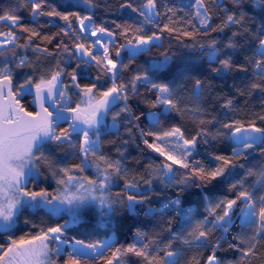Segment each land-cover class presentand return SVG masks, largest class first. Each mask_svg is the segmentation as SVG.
Masks as SVG:
<instances>
[{
	"label": "snow or ice",
	"instance_id": "obj_1",
	"mask_svg": "<svg viewBox=\"0 0 264 264\" xmlns=\"http://www.w3.org/2000/svg\"><path fill=\"white\" fill-rule=\"evenodd\" d=\"M80 3L89 9L99 7L96 0H80ZM211 3L217 10L219 23H215L206 0H194L187 6L164 5L163 15L170 23L159 28L160 34L150 35L145 25L155 26L162 15L158 0H143L139 7L125 0L121 8H130L143 19L133 24H116L118 34L106 26L95 25L91 13L81 15L72 10L76 7L73 4L61 11L48 4V0H18L17 5L0 9V22L8 26L7 32L0 31V234L9 237L6 247L0 245V264H57L54 257L64 252L67 254L64 264H95L98 258L103 264H125L123 257L129 254L141 258L144 264H182V261L184 264H254V258L264 264V243H261L264 241V168L257 172L244 163L254 152L264 156V0H227V3L211 0ZM21 5H30L35 23L40 17H58L64 21L59 26L60 32L71 43L61 40L55 53L36 44V40L51 44L55 37L44 36L36 27L21 23L18 14ZM186 7L193 11L186 12ZM181 12L184 16L179 15ZM177 24L183 27L178 28ZM165 32L170 36L175 34L181 46L189 50V55L170 69L171 78L167 81L158 78V73L169 70L173 59L162 53V61L137 69L129 79H123L129 64L138 55L158 47L156 42ZM21 33L27 34L23 43L19 42ZM117 35L126 43L119 44L113 54ZM103 36L109 40L105 42ZM28 49L35 59L22 54ZM122 49L128 53L129 64L121 59ZM72 59L76 60V66L66 73L62 65ZM52 60H56L55 65ZM201 60H207L209 72L215 77L242 74V83L247 81L244 86L234 81L232 87L239 96L251 98L259 94L261 111L257 113L253 109L241 117L233 98L214 96L212 79L194 75ZM89 67H94L97 75L91 83L82 85L79 80ZM66 75L70 76V86H62ZM190 81L193 82L191 96L197 101L194 106L184 101ZM142 86L155 96L148 102L155 111L148 113L147 130L139 126L144 113H133L128 103L130 96L137 95ZM26 93L34 96L32 102L38 111H27L21 104L20 98ZM205 93L209 98L223 100L219 112L199 103ZM74 97H77L75 101ZM172 113L190 115L197 122L195 135H187L179 124L165 127L164 121ZM109 115L111 125L106 123ZM62 124L67 127H61ZM118 125L125 127L130 139L121 137L119 144L111 142L117 153L113 158L103 150L102 134L104 128L111 127L119 136ZM137 132L140 142L162 159L129 179L124 164L126 146L136 142ZM210 140L227 143L230 152H209L210 162L206 164L197 159L198 149ZM49 143L57 148L67 145L79 163L53 167L47 150ZM41 165L47 167L59 186L55 194L28 186L29 183L35 186L42 176L47 179ZM88 169L94 173L92 178L79 175ZM179 169L184 171L181 173ZM237 169H245L240 179H234L239 175ZM248 177L256 180L249 184ZM223 183L235 195L213 203L205 189ZM157 184L175 191V197H168L164 207L175 211L177 218L182 217L176 228L171 219L168 221L162 230L166 237L157 234L139 246L132 243L113 250L104 241L70 240L66 235L69 225L66 220L41 226L30 238H12L19 217L29 209H43L52 215L66 212L71 223H79L83 215L90 214L99 224L111 225L123 212L135 213L138 207L147 205L157 192ZM114 186L120 190L114 193ZM186 194L205 201L206 214L194 222L190 210L183 209ZM152 211L148 208L145 214ZM236 220L240 222V232L228 241L227 234ZM30 223L32 228L38 227L25 217L24 224ZM135 237L141 242L147 239L139 229ZM176 242L187 246V250L210 248L211 253L206 258L194 256L185 260V249L176 247ZM225 243L228 245L225 251L232 250L238 257L227 259L217 255ZM106 250L110 252L107 259Z\"/></svg>",
	"mask_w": 264,
	"mask_h": 264
},
{
	"label": "trees",
	"instance_id": "obj_2",
	"mask_svg": "<svg viewBox=\"0 0 264 264\" xmlns=\"http://www.w3.org/2000/svg\"><path fill=\"white\" fill-rule=\"evenodd\" d=\"M79 2V3H74ZM143 0H131V3L134 7H139ZM222 3H227V0H221ZM18 0H0V9H7L9 6L17 5ZM96 3L99 7L94 9H89L83 4L80 3V0H48V4L55 5L58 7V10L65 11L67 10V6L69 4L76 5L72 10L79 11L81 15L92 14L93 22L98 26H106L109 29L113 30L117 34L119 33V29H116V24H125V22L129 24H133L134 22L140 21L143 18L138 16L136 13H133L130 8H121V4L125 3V0H96ZM194 3V0H158L159 11L161 12V16L157 18V24L154 25H145L147 30V34H152V32L159 33V28L163 26L165 23H170L166 16L163 15L165 12L164 5H191ZM208 4L209 11L213 14V19L215 23H219V20L216 18L217 10L213 8L211 0H206ZM47 10V9H46ZM30 5H21L18 9V14L22 17L21 23L26 26H34L36 27L42 35L44 36H54V40L51 44H48L47 41L36 40V44H39L42 48L48 47L50 51L55 53L57 51L56 45L61 43L63 40L66 43H71L69 37H65L63 33L60 32V27L65 24L64 21L59 20L58 17H40L39 22L35 23L33 21L32 16L30 15ZM186 12H191L193 9L186 7ZM180 16H184V13H179ZM115 21V23H113ZM74 23V27L78 28V24ZM42 25V27H41ZM178 28H182V25L177 24ZM0 31L7 32L8 26L2 22H0ZM18 31V29H17ZM230 34V32H229ZM26 33H21L20 43H23V39L26 36ZM162 35V39L157 43L159 46L154 47L150 52L142 53L138 55L131 64H129L128 53L125 49H122L121 59L125 64H129L127 70L123 72L122 78L129 79L132 75L135 74L137 69H143L144 66L159 62L163 60L162 53H167L172 56L173 59L170 63L169 70H163L158 73L159 80L167 81L171 78V68H174L175 65L180 62L184 57L189 55V50L181 46L179 41L175 39V34L169 35V33L165 32ZM215 35V34H214ZM93 39V38H90ZM186 39V38H181ZM105 42L109 40L108 37L102 39ZM126 41L117 35L116 43L113 45V54L115 52V48L119 46V44H124ZM62 46V45H61ZM102 52V51H101ZM23 55H26L29 58L35 59V55L28 49L27 51H22ZM41 59H45V57H41ZM51 59V58H47ZM53 65H55L56 60L51 61ZM76 66V60L72 59L68 61L66 64H63L62 67H65L66 73H70L72 68ZM198 71L194 73V75H200L202 79H212L213 84L215 85L214 96H228L229 98H233L234 102L237 106V110L241 117H244L245 112L255 110L257 113L261 111L260 103H259V94L253 95L251 98L239 96L237 94V89L233 88V82L240 87L244 86V83L247 81H243L242 83V74L234 75L229 74L225 78L215 77L214 74L209 72L208 62L207 60H201L197 62ZM27 72V69L24 70ZM81 71H85V67L81 65ZM97 72L94 67H89L86 69V75L81 76L79 82L83 84H89L92 80L95 79ZM157 77H154L156 79ZM192 81L188 82L187 90L184 92V101L188 106H194L197 101L194 97L191 96V88ZM62 86H70V76L66 75L64 77V84ZM73 92H76V89H72ZM21 99V104L25 107L27 111H32L33 107V97L31 94H25ZM77 97H74V101ZM155 99L154 93L148 91L146 87H140L139 93L135 96H130L128 101L130 107L133 110V113L139 115L141 112L144 115L141 117L139 121V126L142 129L147 130L150 124L148 119L149 111H155V109H151L149 101ZM247 101V103H246ZM223 100H215L213 98H209L208 94L205 93L202 96L199 103L203 104L205 107L214 108L216 112L220 111V103ZM118 110V109H116ZM215 114V113H214ZM231 115V114H229ZM106 123H111V116L109 115L106 118ZM171 124H179L183 129L186 130L187 135H195L197 131V122L190 115L181 116L177 113H172L171 117L164 121V126L168 127ZM67 127V126H61ZM120 135H116V130H107L102 134V147L106 154L111 155L113 158L117 157V153L114 145L111 143L112 141H116L117 144L121 142V137L124 139H130L127 136L126 129L123 126H119ZM47 150H50L51 160L53 161V167L57 166H67L72 167L79 163V159L77 156L71 154V149L64 145L60 148H57L55 145H49ZM213 152L218 154H224L230 152V148L225 142H217L211 141L209 144H201L198 149L197 159L203 160L206 164L210 162V158L207 153ZM162 158L158 156L157 153L152 152L150 149H147L146 146L140 142L139 133H136V142L131 143L126 146V153L124 158V164L129 170V179L133 176H138L139 173H142L145 168L149 165L155 166V164L159 163ZM247 167L253 168L257 172L264 168V156H261L260 153L254 152L251 157L247 161H244ZM43 168L47 179L42 176V179L37 182L34 186L29 183V188H35V190H39V188H44L49 192L55 193V190L59 187L55 179L51 176L50 171L46 166L41 165ZM183 169H179V172H183ZM239 173L238 176L234 177V179H240L245 174V169H237ZM82 176H90V172L80 173ZM89 174V175H88ZM256 180V177H248V183L251 184ZM123 181L120 182V187H122ZM247 186V185H246ZM157 192L153 194L151 201L142 207H138L135 213L123 212L120 216L114 219L113 226H101L98 224V221L94 220L90 214L83 215V220L79 223L67 227L66 235L70 240L73 238L83 240L85 243H93L96 241H103L106 238L113 237L112 247L113 250L118 247H127L129 244L137 243L138 246L141 243H147L152 238L156 237L157 234H163L165 237L167 236L166 232H162L168 225V221L172 220L173 228H176L177 224L182 222V217L177 218V213L173 211L171 208H165L164 204L167 202L168 197H175V191L172 189H163L162 186L156 185ZM120 190L119 187H113L112 191L118 192ZM198 191V190H193ZM208 193L209 197L215 203L217 200L223 197H234V192L228 191V184L223 183L216 187H209L205 189ZM183 209L190 210L193 222L196 219H200L205 215V201L196 196L185 195L183 197ZM153 209L152 212H148L145 214L147 209ZM27 217L32 223H35L38 227L32 228L31 223L28 225L24 224V219ZM67 220V216H52L50 213L44 210H36V211H28L26 210L24 215L19 217V221L15 228L12 230V238L19 239L21 236H25L26 238H30L31 235L35 234L39 231L41 226H49L55 225L57 223H64ZM240 222L239 220L235 221V224L231 231L227 234L226 239L228 241L232 240V237L240 232ZM139 229L143 233L146 234L147 239L144 241H138L135 237L136 230ZM218 235V233L216 234ZM9 242V237L4 234H0V245L7 246ZM235 243V241H232ZM264 243V241H261ZM66 247V246H65ZM176 247L185 249V260H189L194 256H201L202 258H206L208 254L211 253L210 248L204 249H192L187 250V246L176 242ZM228 248L227 243L224 244L223 249H221L217 255L221 258L232 259L234 256L238 257V253H234L232 250L225 251ZM110 256L109 251L104 252V258L107 259ZM56 259L57 264H64V260L67 259L66 252L61 253L58 257H54ZM125 260V264H144L141 258L135 257L134 255H128L123 257ZM95 264H103V260L99 258L95 261ZM182 264L184 262L182 261ZM194 264V262H193ZM254 264H259V261H256L254 258Z\"/></svg>",
	"mask_w": 264,
	"mask_h": 264
},
{
	"label": "rangeland",
	"instance_id": "obj_3",
	"mask_svg": "<svg viewBox=\"0 0 264 264\" xmlns=\"http://www.w3.org/2000/svg\"><path fill=\"white\" fill-rule=\"evenodd\" d=\"M74 3H79V2H74ZM84 6V5H83ZM86 7V6H85ZM107 36H103V37H101V39H104V38H106ZM94 39V38H93ZM159 42V41H158ZM158 42H156V43H158ZM102 50V49H101ZM26 94H28V93H26ZM108 125H111V123H109ZM107 130H116V129H113V128H111V127H107V128H104L103 129V132L104 131H107ZM49 145H51V143H49L48 145H47V147L49 146ZM87 172H90V176H91V178H92V176H94V173H93V171H92V169H88L87 170ZM79 175H81V174H79ZM89 175V174H88ZM82 176V175H81ZM87 176V175H86ZM42 179V177L39 179V181ZM55 194V193H54ZM36 210H39V209H29L28 211H36ZM41 210H43V209H41ZM45 211V210H44ZM47 212V211H46ZM51 214V213H50ZM52 215V214H51ZM61 215H65V216H67V221H69V225H68V227H70V226H73V225H75V224H77V223H71V216L68 214V213H61V214H59V215H52V216H61ZM83 220V216L81 217V220L80 221H82ZM99 224V223H98ZM113 224H114V220H113V223L111 224V225H109V226H113ZM99 225H101V224H99ZM101 226H105V225H101ZM108 226V225H107ZM104 242H107V243H110V244H112V242H113V237L111 236V237H109V238H106V239H104L103 240Z\"/></svg>",
	"mask_w": 264,
	"mask_h": 264
},
{
	"label": "water",
	"instance_id": "obj_4",
	"mask_svg": "<svg viewBox=\"0 0 264 264\" xmlns=\"http://www.w3.org/2000/svg\"><path fill=\"white\" fill-rule=\"evenodd\" d=\"M32 97H33V99H34V96H33V95H32ZM32 107H33L34 112H35V111H38V108L36 107L35 104H32ZM61 126H67V125L62 124Z\"/></svg>",
	"mask_w": 264,
	"mask_h": 264
}]
</instances>
